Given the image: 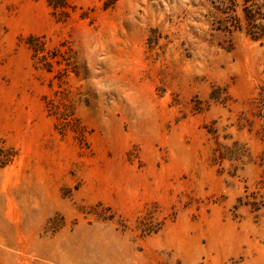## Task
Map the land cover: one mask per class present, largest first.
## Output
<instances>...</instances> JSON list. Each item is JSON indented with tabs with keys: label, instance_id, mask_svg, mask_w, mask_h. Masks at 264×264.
Here are the masks:
<instances>
[{
	"label": "rangeland",
	"instance_id": "obj_1",
	"mask_svg": "<svg viewBox=\"0 0 264 264\" xmlns=\"http://www.w3.org/2000/svg\"><path fill=\"white\" fill-rule=\"evenodd\" d=\"M244 27L243 0H0V264H264Z\"/></svg>",
	"mask_w": 264,
	"mask_h": 264
},
{
	"label": "trees",
	"instance_id": "obj_2",
	"mask_svg": "<svg viewBox=\"0 0 264 264\" xmlns=\"http://www.w3.org/2000/svg\"><path fill=\"white\" fill-rule=\"evenodd\" d=\"M243 3L245 32L253 40L264 41V17H261L260 7L255 6L257 5L255 0H243Z\"/></svg>",
	"mask_w": 264,
	"mask_h": 264
}]
</instances>
